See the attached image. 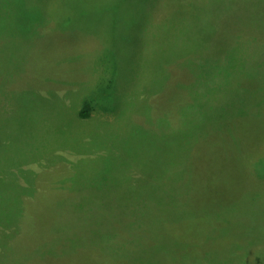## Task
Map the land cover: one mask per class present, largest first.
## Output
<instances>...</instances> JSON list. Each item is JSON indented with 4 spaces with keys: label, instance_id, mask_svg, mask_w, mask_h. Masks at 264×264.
I'll return each mask as SVG.
<instances>
[{
    "label": "rangeland",
    "instance_id": "374dc122",
    "mask_svg": "<svg viewBox=\"0 0 264 264\" xmlns=\"http://www.w3.org/2000/svg\"><path fill=\"white\" fill-rule=\"evenodd\" d=\"M0 264H264V0H0Z\"/></svg>",
    "mask_w": 264,
    "mask_h": 264
},
{
    "label": "trees",
    "instance_id": "16d2710c",
    "mask_svg": "<svg viewBox=\"0 0 264 264\" xmlns=\"http://www.w3.org/2000/svg\"><path fill=\"white\" fill-rule=\"evenodd\" d=\"M89 100H90V102H92L91 99H88V100L85 99V102L88 103ZM89 106H91V105H89ZM87 115H88V105L86 104V105L82 108V110L79 111V116H80L81 118H85V117H87Z\"/></svg>",
    "mask_w": 264,
    "mask_h": 264
}]
</instances>
